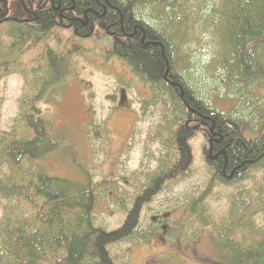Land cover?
I'll list each match as a JSON object with an SVG mask.
<instances>
[{"label":"trees","instance_id":"1","mask_svg":"<svg viewBox=\"0 0 264 264\" xmlns=\"http://www.w3.org/2000/svg\"><path fill=\"white\" fill-rule=\"evenodd\" d=\"M20 2L0 0V11L11 6L13 15L0 21V80L19 74L25 85L19 116L8 131L1 130L0 114V264H120L112 246L145 239V207L165 185L191 175L190 141L199 129L217 137L207 147L212 182L231 184L264 165V97L259 93L264 89V0H55L54 7L53 0ZM202 4L211 8V19L201 16ZM196 17L214 28L215 67L190 52L195 39L188 29ZM86 19L89 25L100 23L106 33L114 31L107 54L120 57L152 99L172 108L171 119L157 131L164 149L157 170L137 187L122 225L113 231L95 223L98 186L92 180L54 176L42 166L61 152L62 139L41 105L73 76L70 62L83 53L75 37H84ZM63 25L73 31L67 52L50 45ZM206 77L233 94L229 110H220L219 94L208 100ZM242 99L246 105L234 112ZM255 185L235 199L246 204L233 203L229 218L215 225V241L228 254L222 264H264V225L255 219L264 224V187ZM195 206L193 201V213Z\"/></svg>","mask_w":264,"mask_h":264},{"label":"rangeland","instance_id":"2","mask_svg":"<svg viewBox=\"0 0 264 264\" xmlns=\"http://www.w3.org/2000/svg\"><path fill=\"white\" fill-rule=\"evenodd\" d=\"M208 6L202 4L201 16L211 19ZM10 7L2 15L12 18ZM193 22L188 29L195 39L190 52L197 61H208L210 67H215L217 62L212 64L214 28L205 18L196 17ZM66 27L56 30L50 42L51 47L58 46L64 52L71 51L73 45V31ZM89 34L94 36L88 37ZM83 35V38L75 37L74 45L81 47L83 53L74 55L70 62L73 76L49 103L41 105L43 117L52 123L53 131L61 134L62 139L61 152L48 156L42 166L54 176L92 180L98 186L95 223L113 231L122 225L124 208H131L137 187L157 170L158 160L164 153L157 131L171 119L172 108H168L169 103L152 99L147 85L131 73L120 57L107 54L115 40L102 31L100 23ZM214 70L220 79L221 73ZM206 79L203 91L208 100H215L219 94V109L229 110V96L234 97L233 94L227 92L223 83L213 86ZM24 91L19 74L0 80L2 131H8L17 120ZM259 93L264 97V89ZM243 100L236 102L234 112L246 105ZM215 138L213 131H196L190 141L194 154L191 175L184 181L165 185L145 207L141 219L145 239L112 246V254L120 264L225 263L228 254L215 241V225L229 218L235 207L233 203L243 202L235 201L236 198L247 196L246 191L252 190L257 182L264 187V165L231 184L212 182L214 169L207 162V147ZM193 201L194 213L208 218V226L193 217ZM255 219L258 226L264 225L259 216Z\"/></svg>","mask_w":264,"mask_h":264},{"label":"flooded vegetation","instance_id":"3","mask_svg":"<svg viewBox=\"0 0 264 264\" xmlns=\"http://www.w3.org/2000/svg\"><path fill=\"white\" fill-rule=\"evenodd\" d=\"M54 1L55 0H53V3H52V7H54L55 5H54ZM1 17H3V18H1ZM8 19H10V18H8L7 16H5V15H2V11H0V21H8ZM83 21V25H84V20H82ZM95 25V24H94ZM94 25H87V26H85L84 25V27H88V28H90L91 29V27L92 26H94ZM107 32L110 34V33H114V31H112V30H110V29H107ZM116 35H117V32H116ZM216 141V138H215V140H212V142L210 143V146L212 147V145H213V142H215ZM211 152H212V149H211ZM212 154V153H211ZM211 157V156H210ZM217 156H215V158H216Z\"/></svg>","mask_w":264,"mask_h":264},{"label":"water","instance_id":"4","mask_svg":"<svg viewBox=\"0 0 264 264\" xmlns=\"http://www.w3.org/2000/svg\"><path fill=\"white\" fill-rule=\"evenodd\" d=\"M88 22H89V20L86 19V20L84 21V25L87 26V25H88ZM92 31H93V28H92Z\"/></svg>","mask_w":264,"mask_h":264}]
</instances>
